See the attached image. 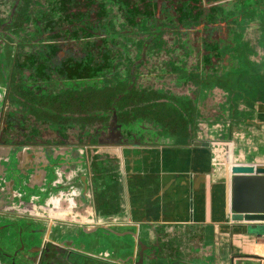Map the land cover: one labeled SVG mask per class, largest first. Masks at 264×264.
<instances>
[{
  "label": "flooded vegetation",
  "instance_id": "af4514ba",
  "mask_svg": "<svg viewBox=\"0 0 264 264\" xmlns=\"http://www.w3.org/2000/svg\"><path fill=\"white\" fill-rule=\"evenodd\" d=\"M131 1V5L133 4L132 9H134L135 12L139 11V14L144 13L148 15V17L152 15L153 10L147 0ZM234 1L235 0H204L206 6L209 8H213L220 3L228 4L229 2V4H231L234 3ZM99 2H102V0H83V2H79L78 5L75 6V11L83 15V20H81V22L85 25L73 16H70L69 18L71 21L64 22L62 25H64L65 30H69V36L71 37H57L55 39L45 38L47 32L53 34L56 32L57 28H62V26H58L59 24H54L56 20L52 21L47 19L43 23L41 21H39V23H42L43 28L46 26L45 28L48 27L49 29L44 31L46 33L43 34L41 41L33 42L28 40L29 33L31 34L34 29L30 21L25 23L26 39L22 38L23 41L18 40L17 35L13 33L16 26H18L16 24L18 18L13 14H16L19 10V0H0V85H3L4 87L2 89L0 86V93L3 95L1 97L2 101L0 102V113H2L4 109V98L7 94L6 89L8 90V88H10V90L15 89L18 100L25 105V107H23L24 109H26L27 106L30 108L36 107L34 105L37 104L41 106L43 104V107L45 106V108H48L57 115L61 113L69 114L70 116L75 114L81 116L85 114L87 115V112H89L90 116H97V114H99L102 119H106L108 111L114 110L115 112H113L111 117L113 116V121L118 120L120 123L119 125L116 124L118 126L116 129L112 128L113 131H115L110 135V141L116 142V144L120 145V150H115L114 152L116 159L112 160H114L113 169H115V173H113L115 179H113V181L118 182L121 188V212L118 214L99 215L96 211L93 193L94 177L91 172L92 158L87 149L89 144L84 146L85 152H82L83 154L76 158H73L71 155L73 147L71 150L69 148L67 151L66 148L64 149V152L56 154H54V151L57 152L59 148L52 149V147L48 146H34L32 149L31 147H28L24 151L27 156L25 162L19 155L24 147L19 146L21 149L16 155L11 156V160L5 162L2 160V157L5 158L6 156H0V167L2 169L0 172V264H166L165 259L169 250H166V244L163 243V240L165 238H173L172 241H175V239L179 238L176 237L169 228L166 229L165 233L157 232V229L154 228L152 230L153 238L147 239L141 234L140 223L129 221L131 218L125 201L126 186L123 177L124 175L122 173L124 163H126L125 155L132 149L130 146L138 147V152H140V149H142L145 144L156 143L147 141L142 137L144 131H154V126L146 120H152L153 123H157L158 120L165 121L167 117L171 118L169 121L173 120V118L169 116L170 109H175L177 105L175 103L173 104L168 99V96L165 97V88L138 89L135 86H132L131 88L126 89L124 86H107L104 88L101 87L102 89L97 90L99 95V98H97L96 92L93 91L95 89H92L93 87L89 84L86 86L91 89L89 91H82L79 94H75L76 89H63V91L59 90V92H57V90L42 92L35 87L34 83L29 81V77L26 79L24 78V80L16 75L17 79L15 78V70L18 71L20 69L19 64L22 63L21 61L23 59L31 61L37 53L38 60L40 61L39 63L45 62L46 65L47 60L44 59L45 56L46 58H49L56 55L61 58L62 64L65 58L62 57L61 53H63L65 49L74 50V47L70 46V44H73L74 42L86 45L85 43L90 40L99 39L98 41L104 43L105 41L112 42L116 38H123L129 34L150 33L147 31H135L129 34L117 33L113 30L117 28L114 26L111 30L108 29L107 31L104 27L98 29V25L103 22L105 17L102 4ZM34 5V1H32V7ZM32 7H29L31 11L32 9L34 10ZM71 13L73 14V12ZM135 16L136 18L134 20H130L131 22L133 21L132 24L135 22H137L136 24L141 23V17L137 14ZM191 16V18L189 16L193 21L191 25L184 26L182 22L175 21V23L171 24L172 27L168 26L164 29H158L159 27L156 26V31H151L161 35H164V33L174 34L177 37V42H179L178 37L182 34L188 36L191 33H199V36H197L196 39V41L198 40L197 54L199 55V61L196 66L197 70H195L198 73L195 76L198 84V94L196 97L195 117L192 120L190 127L191 131L188 129L184 132L175 133L168 141L186 142L185 140L190 141L196 139L195 141L209 142L214 148H220L227 152L228 146L225 144V139L229 127L233 124L232 119L234 115L230 106L238 102L239 98L230 96V93L223 92V90L215 92L212 96H209V93L208 95L206 94L207 89L204 88L201 90L204 83V74L210 71V69H218V66H210L209 62H205L207 51H210L206 47V42L209 40L207 34H205V26L194 22L196 20L195 12ZM221 23L224 25V22ZM255 25L253 21L250 25L246 26V30L244 31L241 40L245 45H248L249 49L259 51V31L256 29ZM77 28H84L88 31L91 30L94 34L85 36V38L81 37V39L72 37L73 33H76L75 30ZM226 29H228V27ZM233 29H235V27H233L232 30ZM79 36L83 35L79 34ZM224 36L227 43L230 42L231 44H235V40L231 39L232 35L230 33L225 32ZM185 42H188L189 44V37ZM191 46L193 45L189 44L188 48L194 49V46ZM254 47H256L255 50ZM41 54L44 56L41 57ZM232 55L233 54H230V57ZM85 59H87V55L84 53L82 59L83 62ZM177 60L178 59L169 61L171 66H173L172 69H179ZM86 63L87 65L83 71L87 73L84 75H89L93 79L96 77H103L102 74L93 77L95 73L99 71V68L97 67V64L92 61H86ZM231 63V66L236 65L235 57H233ZM24 68H28V66L24 65ZM24 68L21 66V69ZM182 73H179V75H182ZM84 75L83 77H86ZM178 80L183 79L178 76ZM113 81L121 85L124 80L122 78H117V80ZM22 84H26L28 87L26 94L21 91ZM29 90H32L34 94H28ZM166 92L171 96L169 90L166 89ZM8 95L10 96V91ZM112 103L114 104V109L106 106V104L110 106ZM238 103L241 107L244 104L240 101ZM29 104H31V106ZM259 104H264V102H259ZM74 105H77L79 109V111L75 113L73 112ZM48 106H54L55 108ZM115 106L117 108H115ZM39 108L37 110H39ZM99 109L102 111L98 112ZM165 109L168 110L165 113H162ZM24 112L25 111L22 109L15 111L16 116H13L14 119L21 120L22 117L25 116ZM256 113L257 118H259L258 111H256ZM65 117L66 118L60 117L57 122L54 117L53 124L58 128H64V126H66L64 122L68 116ZM113 121L107 126L108 129H111ZM131 122H135L136 125L134 126L130 124ZM41 124H48V127L51 130L52 120L49 117H44ZM119 127L120 129H123L118 136L116 133L117 131H120ZM135 131H137V134ZM127 132L135 134L136 136L130 138L127 136ZM148 140L155 141L153 138ZM156 141L159 140L156 139ZM92 145L96 147L97 152H99L101 156H107V151L99 150V145ZM84 147L82 146L83 149ZM233 150L234 155L238 157L240 152L236 149V142H234ZM36 151H40V153H37ZM12 152L10 151V153ZM244 154L246 156V153ZM74 160L76 161L74 172L71 176H68L66 172L63 171L62 166L64 163H70ZM212 163H215V159L212 160ZM216 164L220 169H226L225 171L227 172L229 159H223ZM108 176V179H111V174ZM68 182H72L70 185L77 183V185L75 184V193L80 190L84 193L80 198L84 201L83 205L88 206L90 204L93 207L96 212L94 218L90 219L92 215H88L89 221L85 220L86 222L84 223L77 221L72 224L65 223L63 220H59L55 217L53 218V216H60V214H62L60 211L64 208V196L67 194V189L70 187L69 185H66ZM26 185H29V187L35 191V197H27V195H25L26 193L15 194L16 191L22 190V187ZM87 190L91 192V195H85ZM32 200H34L36 205L40 204L37 205V207L41 206L39 210L33 208L32 211L35 213L30 214L29 212L21 211L19 208L16 209L20 203L30 202ZM80 205H82V203ZM52 207H54V209H52ZM51 211L54 212L52 215L50 214ZM130 224L131 227H129ZM99 228L111 232L116 238L122 240V246H115L113 244V247L102 248L95 244L97 249L94 250L88 247L87 243L79 242L78 239L74 237V235H77L80 231L81 234H90ZM28 229L29 234L31 235L39 232V243H36L31 239L21 238L22 232H26ZM128 237L131 238L125 240V238L127 239ZM31 238H33V236ZM3 240H8L12 246H5L6 242ZM192 244L193 243L190 245ZM187 251H189V249H184L182 252L177 253L178 263H189L188 260L190 255ZM182 253L185 256V258H182L183 263L180 262V255ZM173 254L175 255V253Z\"/></svg>",
  "mask_w": 264,
  "mask_h": 264
},
{
  "label": "rangeland",
  "instance_id": "374dc122",
  "mask_svg": "<svg viewBox=\"0 0 264 264\" xmlns=\"http://www.w3.org/2000/svg\"><path fill=\"white\" fill-rule=\"evenodd\" d=\"M197 36H199V33L197 32L191 33L188 36L182 34L178 37L179 42H177V37L174 34L164 33V35H161L159 33L150 32L143 34H129L123 38H116L112 42L105 41L102 43L101 41H98L99 39L90 40L85 43L86 45L74 42L73 44H70L71 47H74V50L65 49L63 53H61L62 57L65 58L62 64L61 58L56 55L49 58H46L45 56L44 59L47 60L46 65L45 62L39 63L40 61L38 60L37 53L31 61H26L25 59L21 61L22 63L19 64V68L21 69V66L24 68V65L28 66V68L21 69V71L20 69L18 71L15 70V78L16 75H18L19 78L21 77V79L29 77V81L34 83L35 87L42 92H49L52 90H57V92H59V90L63 91V89H76L75 94H79L82 91H89L91 88L86 86L89 84L93 87L92 89H95L93 91L96 92L97 98H99L97 90L107 86H124L126 89H129L132 86H135L138 89H156L163 87L165 88V97L168 96V99L173 104L175 103L177 105L175 109H170L169 116L172 117L173 120L169 121L171 120L169 117H167L165 121L158 120L157 123H153L152 120H146L154 126V131H144L142 134V137L147 141L156 143L162 142L169 140L175 133L184 132L188 129L191 131L190 127L191 122L195 117L196 97L198 94V84L195 77L198 74L195 70H197L196 66L199 61V55L197 54ZM188 37L189 44L193 45L194 49L188 48L189 44L188 42H185ZM84 53L87 55V59L83 62L82 59ZM42 56L44 55L41 54V57ZM172 59H178L177 62L179 69H172L173 66L169 63V61H173ZM86 61H92L97 64V67L99 68L97 73L94 72L95 75L93 77L96 75L100 76L99 74H102L103 77H96L93 79L89 75H84L87 73L83 71L87 65ZM179 73H182V75H179ZM83 75L86 77H83ZM178 76L183 80H178ZM117 78H122L124 80L121 85L113 81L117 80ZM0 86L2 89L4 88L3 85ZM166 89L169 90L171 96L166 92ZM9 91L10 96L8 95ZM6 92L4 109L2 113H0V156H6L5 158L2 157V160L5 162L11 160V156L16 155L19 152L21 149L19 146L24 147L19 153L24 162L27 157L24 152L25 149L28 147L33 149L34 146H48L52 147V149H61H58L57 152L54 151V154L64 152V149L66 148L67 151L69 148L71 150V148L74 147L71 154L73 158H76L79 154V156H81V152H85L84 146L91 143L99 145V150L107 152L120 150V145L116 144V142L110 141V135L115 131H113V129H116V127H118L116 124L119 125L120 123L118 120L113 121V116L111 117L113 112H115L114 110L107 112L106 119H102L99 114H97V116H90L89 112H87V115L85 114L81 116H78V114H71L72 116H70L69 114L61 113L59 116L54 114L48 108H45V106L43 107V104L42 106L37 104L34 105L36 107L30 108L27 106V108L24 109L23 107H25V105L18 100L15 89L10 90V88H8V90L6 89ZM2 96V93H0V102L2 101ZM29 105L31 106V104ZM113 105V103L110 106L106 104L108 108H113ZM259 106H264V104H258L256 106V110L260 116V114L262 115V111H260L261 108L259 109ZM48 107L55 108L54 106ZM38 108L39 110H37ZM115 108L117 107L115 106ZM21 109L25 111V116L22 117L21 120L14 119L13 116H16L15 111ZM167 110L168 109H165L162 113H165ZM77 111H79L78 106L74 105L73 112L75 113ZM100 111L102 110L99 109L98 112ZM65 116H68V118L65 119L66 121L64 123L66 126H64V128H58L53 124L54 117L57 122L60 117L66 118ZM44 117L51 118V130L49 129L48 124H41ZM111 121H113L111 129H108L107 126ZM130 124L134 126L136 125L135 122H131ZM122 129L123 128L120 129L119 127L120 131H117L116 133L118 136ZM135 133L137 134V131H135ZM126 134H128L127 136L130 138L136 136L129 132ZM152 138L155 141L148 140ZM156 139L159 141H156ZM225 142L228 146H232V143L234 144V140L232 139H225ZM183 143L184 142L181 141L177 145ZM10 151L13 152L10 153ZM36 152L40 153V151ZM249 158L254 159V157ZM75 164V160L70 163H64L62 169L68 176H71L74 172ZM1 170L0 167V172ZM72 182L66 184L70 187L67 189V194L64 196V208L62 207L63 210L60 211L62 214H60V216H53V218H58L59 220H63L65 223L70 224L77 221H85L88 219V215H90L89 212H94L93 207L90 204L88 206L83 205L84 201L81 200L80 196L82 197V194L84 195V193H82L81 190H77L78 192L75 193V184L77 185V183L70 185ZM22 188V190L16 191L15 194L26 193L25 195L30 198L36 196L35 191L32 190L29 185ZM85 193V195H91V192L88 190ZM125 201H127V199ZM81 203L82 205H80ZM37 205L34 200H32L30 202L20 203L16 209L19 208L23 212L33 214L35 213L32 211L33 208L39 210L41 207H37ZM52 209H54V207H52ZM53 211L50 212L51 215L54 213ZM146 233L148 232H145L143 229L141 230L143 236ZM32 236L33 238H31ZM74 237H76L79 242L87 243L88 247L94 250L97 249L95 244L102 248H109L110 246L113 247V244L115 246H122L121 244L123 243L122 240L116 238L111 232H107L102 228H99L90 234H81L80 231V233L77 235L75 234ZM21 238L31 239L36 243H39L40 241L39 232L31 235L29 234V229L26 232H22ZM130 238L131 237H128L127 239L125 238V240ZM3 241L6 242L5 246H12L8 240ZM165 247L166 250H168L169 247L166 245ZM180 258V262L183 263L182 258H185L183 253L180 255Z\"/></svg>",
  "mask_w": 264,
  "mask_h": 264
},
{
  "label": "trees",
  "instance_id": "16d2710c",
  "mask_svg": "<svg viewBox=\"0 0 264 264\" xmlns=\"http://www.w3.org/2000/svg\"><path fill=\"white\" fill-rule=\"evenodd\" d=\"M32 1H34L35 7H32ZM79 2H83V0H19V10L13 14L18 18V22L16 21L18 26L13 33L17 35L18 40L26 39L25 23L30 21L34 29L31 32L32 35L28 32V40L41 41L43 34L46 33L44 31L49 29L45 28L46 26L44 29L42 23L49 19L56 20L54 24L57 23L62 28H57L58 31L56 29L53 34L47 32L45 38L71 37L69 30H65L62 24L71 21L70 16L79 22L83 20V15L74 9ZM131 2V0H102L99 2L102 4L105 17L103 22L98 25V29L104 27L107 31L114 26L117 27L113 29L115 32L129 34L135 31H156L157 27H159L158 29L172 27L171 24L175 21L188 26L193 23L190 18L195 12L196 20L194 22L205 26V34L209 40L206 42V47L210 51H207L205 62H209L210 66H218V69H210L204 74L201 90L207 89L206 94L209 93V96L223 90L244 103L242 107L239 105V101L230 106L234 114L233 124L229 127L226 139H235L237 151L246 153V158L254 157L256 161L260 160L258 158L263 159L264 124H260L258 121L256 106L259 102H264V0H235L231 4L228 2V4L215 5L214 9L207 7L204 0H147L153 10L149 17L144 13L139 14V11L135 12ZM29 7L34 10L31 11ZM136 14L141 17V23L132 24L133 21L130 20H134ZM39 21L42 23L40 24ZM253 21L259 31V51L255 50L256 47H254L255 51L249 49L248 45H245L241 40L246 26ZM221 22H224V25ZM227 27L229 30L226 29ZM233 27L235 29L232 30ZM75 31L76 33H73L72 37L80 39L94 34L91 30L88 31L84 28H77ZM225 32L232 35L231 39L235 40V44L225 41ZM79 34L83 36H79ZM230 54L233 55L230 57ZM233 57L236 58L235 66H231ZM27 90L26 84H22V93L26 94ZM32 93V90L28 91V94L32 95ZM87 149L92 158L91 172L94 177L93 193L96 211L99 215L118 214L121 212V188L118 182L113 181L115 169H113L114 160H112L116 159V156L110 153H107V156H101L92 144H89ZM110 174L111 179H108ZM173 234L179 238L175 241H172L173 238L163 240V243L170 247L168 248L169 252L174 247L173 245L183 244L184 249H189L187 251L190 255L188 264L191 262L204 264V257L201 253H197L201 252V249L195 250V247L190 245L197 241L195 233L193 236L185 231ZM176 249L178 253L184 250H180V247H176ZM169 252L165 259L166 264H179L177 258L172 257Z\"/></svg>",
  "mask_w": 264,
  "mask_h": 264
},
{
  "label": "crops",
  "instance_id": "0c3cea01",
  "mask_svg": "<svg viewBox=\"0 0 264 264\" xmlns=\"http://www.w3.org/2000/svg\"><path fill=\"white\" fill-rule=\"evenodd\" d=\"M259 109L262 115L258 113V121L264 124V106ZM195 140H186L181 145H177L181 141L168 140L147 143L140 152L138 147L130 146L122 172L129 221L139 222L140 229L148 232L144 235L147 239L153 238L154 228L163 233L167 228L173 233L185 231L192 236L195 233L197 241L192 246L201 249L197 253L204 257V264H231V259L233 264H264V221L229 219L227 172L216 163L226 159L224 153L228 155L234 144L226 145L227 152L220 148L210 151L193 146ZM234 157L246 158L243 152ZM257 162L264 163V158ZM89 213L91 219L96 215L95 211ZM173 246L169 253L177 258L176 247L182 250L185 246L180 243Z\"/></svg>",
  "mask_w": 264,
  "mask_h": 264
},
{
  "label": "water",
  "instance_id": "95a60500",
  "mask_svg": "<svg viewBox=\"0 0 264 264\" xmlns=\"http://www.w3.org/2000/svg\"><path fill=\"white\" fill-rule=\"evenodd\" d=\"M193 146L205 147L210 151L214 148L209 142L198 140L194 141ZM107 153L114 155V152ZM224 154L229 159L226 179L228 190L226 207L229 212L230 221H264V163L257 162L255 159L248 157L244 158V160L236 159L233 149L230 150L228 155ZM217 155L218 152H215L214 157L217 158ZM191 217H193V213H191ZM230 262L233 264L234 260L231 259ZM214 264L216 263L214 262Z\"/></svg>",
  "mask_w": 264,
  "mask_h": 264
}]
</instances>
